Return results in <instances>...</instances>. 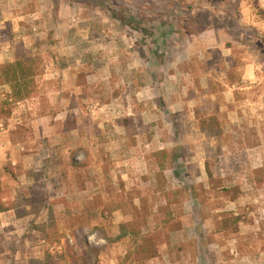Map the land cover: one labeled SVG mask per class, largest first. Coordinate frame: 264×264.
<instances>
[{
  "label": "rangeland",
  "instance_id": "374dc122",
  "mask_svg": "<svg viewBox=\"0 0 264 264\" xmlns=\"http://www.w3.org/2000/svg\"><path fill=\"white\" fill-rule=\"evenodd\" d=\"M117 1L176 20L158 74L98 6L0 0V65L32 56L39 93L14 101L0 84V198L47 206L0 213V264H133L119 224L162 229L168 209L181 229L149 264H200V249L206 264H264V0ZM211 117L218 135L201 128ZM51 216L60 243L34 228Z\"/></svg>",
  "mask_w": 264,
  "mask_h": 264
},
{
  "label": "trees",
  "instance_id": "16d2710c",
  "mask_svg": "<svg viewBox=\"0 0 264 264\" xmlns=\"http://www.w3.org/2000/svg\"><path fill=\"white\" fill-rule=\"evenodd\" d=\"M79 1L83 3V6L91 5L93 7H100L111 19L118 21V23L126 27L128 32L132 34L141 47H143V51L147 50L149 54V58L147 59L149 62L148 64L154 69L153 72L158 74L156 64H158V58L160 57V50L163 43L166 47L170 46L171 41H173V35L180 33L177 28L176 20L174 21L163 15H159L157 18L145 17L136 13V11H131L126 8L117 0ZM221 1L222 0H211L213 3H220ZM166 47H164V49H166ZM262 49L264 50V45ZM36 76V60L25 52L21 53L15 61L0 65V84L9 85L10 97L14 101H22L38 96L39 93L35 80ZM157 91L162 101L161 89L158 88ZM163 102L164 101L161 102L162 105L164 104ZM71 128L74 129L75 125L72 124ZM201 128L206 132L207 130H211L209 135H218L221 132V126L215 117H211L208 120L202 119ZM177 151L178 150L175 149L172 169L178 178L184 179L185 173L182 169L184 166L180 154ZM148 157L152 159L159 171H162L170 160V153L168 149H159L151 152ZM253 172L255 174L256 184H258L259 187H264V171L258 168ZM5 194L7 195L5 201H3V198H0V213L15 210L19 212V216H25L27 212L22 209V202H26V206H30L31 209L37 208V212L41 210V207H47L46 204L43 205L42 198L32 201L22 197V200L19 201L18 197L13 199L10 193ZM166 216L163 222V228H156L155 231H143L142 222L140 220L141 217L139 215L135 219L119 224V234L115 238V241L124 238L130 241V248L123 257L125 263L149 264L151 259L158 256L159 246L167 241L169 234L181 229V222L173 216L171 209H168ZM34 228L43 233L45 240L51 244L61 242L62 237L59 235L52 216L48 223L35 224ZM95 251L98 250L95 249ZM207 254L205 250L200 249V264H206L208 261Z\"/></svg>",
  "mask_w": 264,
  "mask_h": 264
},
{
  "label": "built area",
  "instance_id": "2783aa9c",
  "mask_svg": "<svg viewBox=\"0 0 264 264\" xmlns=\"http://www.w3.org/2000/svg\"><path fill=\"white\" fill-rule=\"evenodd\" d=\"M70 242L72 243V239L70 238Z\"/></svg>",
  "mask_w": 264,
  "mask_h": 264
}]
</instances>
